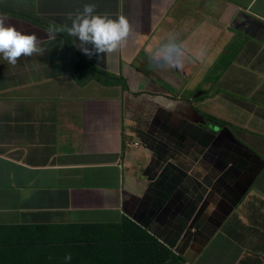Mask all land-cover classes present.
<instances>
[{"label":"crops","instance_id":"crops-1","mask_svg":"<svg viewBox=\"0 0 264 264\" xmlns=\"http://www.w3.org/2000/svg\"><path fill=\"white\" fill-rule=\"evenodd\" d=\"M29 2L31 0H26V4ZM191 2L54 0L57 17L53 21L59 27L68 29L71 26L70 14L74 17L82 11L85 3H94L96 14L113 19L122 16L130 26H140L135 28L132 36L144 35L145 41L141 48L147 51V56L159 59L158 50L162 45L187 37L188 31L201 19H206L205 25L209 27L218 22L226 23L231 17L239 20L237 15L240 11L247 12L255 19L264 18V0H199L193 5ZM240 15L243 16L242 12ZM243 34L242 42L236 43L234 52L228 55V64L235 81H232L227 70L220 73L222 70L218 69L216 82L205 87L208 89L207 94L195 101L194 112L200 116L224 119L232 127L234 137L251 154L235 146L225 136L213 140L207 138L202 130H193L191 127L183 137H173L165 127V115L161 110L166 104L162 97L165 93L140 84L152 83L151 79L174 80L176 74L170 68V63L164 62L153 68L150 79H147L139 71L151 62L129 67L126 58L125 63H116L114 69L127 86L126 91L116 86L93 88L90 106L100 111L87 116L99 117L92 120L93 130L82 134L80 138L94 145L98 162L103 167L99 171L102 181H105L102 185L112 191V199L107 203V195L100 190L79 193L73 198L72 206L89 202L98 207L93 218L97 223L118 220L121 187L126 193L125 212L133 214L156 238L169 246L179 240L182 231L180 225L168 221L172 211L182 207L198 210L210 205L207 214L213 210L220 216L229 214L242 222L254 219L259 227L243 232L239 221H230L227 235L229 240L235 241L236 246L231 248L225 241V252L220 254L199 255L187 242H183L182 252L186 253L190 261L193 264H264V25L257 28L258 43L253 40L255 36ZM63 40L75 50L73 54L77 55V59L81 57L80 63L84 65H94L100 58L106 64L116 54L114 50L103 52L102 56L95 52L88 55L80 50L81 45L74 36L63 37ZM128 46L122 49V54L129 55L134 51L132 44ZM88 47L91 49V45ZM119 57L116 54V59ZM9 76L10 70L0 65V221L2 224H16L20 220L66 217L63 213L54 214L62 199L55 193L53 184L49 183L48 175L38 176L30 187L9 168L8 159L16 157V146L11 139L5 142L4 135L12 124H34L54 115L57 105L50 96L66 92L69 84L57 83L44 89L30 85L14 86ZM140 91L146 93L145 98L136 96L135 93ZM168 107L173 108L174 105L168 104ZM139 108L152 115L144 122L146 127L154 118L157 119L156 136L160 146V156L155 158V164L146 175L137 170L139 160L143 158L138 153L141 149L125 147L126 142L133 140L139 129L144 128L141 120L145 114L141 115ZM65 110L66 107L60 105L57 118L53 120L58 127L57 141L60 142L67 137L74 141L72 134L67 135V127L79 128L81 125ZM44 123L49 127L29 131L27 138L32 143L23 150L25 155L32 151L36 136L44 132L49 140L55 135L53 124ZM213 123L216 122L209 120L207 128ZM212 141L213 145L210 146ZM173 160L180 163L174 164ZM159 167L162 169L158 170ZM239 183L243 185L242 191L235 188ZM144 192L147 206L141 209L140 199ZM165 203L166 217L160 214ZM29 206L35 211L28 209L17 212ZM82 221L85 218L80 216L72 220ZM214 246L220 252L223 249L222 240L218 239Z\"/></svg>","mask_w":264,"mask_h":264},{"label":"clouds","instance_id":"clouds-1","mask_svg":"<svg viewBox=\"0 0 264 264\" xmlns=\"http://www.w3.org/2000/svg\"><path fill=\"white\" fill-rule=\"evenodd\" d=\"M3 1L4 4L9 6V9L5 13L0 12V60L15 64L18 57H27L34 52L31 60L34 57H40L46 63L58 66L50 71L46 69L34 70L31 66H28L26 71H10L9 80L11 84L14 86L30 85L44 89L53 84L67 83L69 84V89L66 92L50 96V99L57 105L54 115L34 124L27 122L12 124L4 135L5 142L11 139L16 146V157L8 159L7 165L9 168L12 169L19 179L28 183L27 186L30 187L33 186L32 181L38 176L48 175L50 178L49 183L53 184L55 193L62 199L58 203L54 214L63 213L67 216L29 221L20 220L16 224H2V221H0V228L4 229L0 245L1 242L5 241L4 237L6 236H9L10 239L17 238L24 242L23 246L17 247V252L22 257L34 259L32 264H41L47 259L53 247L60 246L65 240L71 239L73 230L87 229L91 235H96L99 238V233L103 227L119 226L122 224L123 219H129L152 235L167 250L169 255H162L163 259H167L166 263L173 261L176 264H193L186 256V253L182 252L183 247L181 244L183 242H187L188 246L199 255L220 254L225 252V241L230 244L231 248L236 246L235 241L229 240L227 235V226L230 221H239L243 232L259 227L254 219L242 222L229 214L220 216L217 211L213 213V210L207 214L210 205L198 210L182 207L173 210L170 217H168V221L180 225L182 231L179 240L167 246L159 238H156L139 220H136L133 214L125 212L126 193L121 187L119 189L120 217L118 220L97 223L93 221V218L98 207L93 206L89 202L72 206L73 198L79 193L100 190L107 195V203L112 199V191L102 185L105 181H102L103 178L99 171L103 167L98 162L94 145L89 140L84 141L80 138L82 134H87L93 130L92 120L99 117L87 116L92 112L100 111L98 108L90 106L93 88L102 85L116 86L126 91L127 86L119 78V73L114 72L116 63L120 61L125 63L127 58V65L135 67L148 61L147 59L136 61L145 41L144 35L132 36V32L135 29H132L126 18L118 16L113 19L106 15L96 14L94 12L95 4L85 3L82 11L77 12L74 17L70 14L71 26L67 30L69 37L72 35L79 41L80 50L85 54L91 55L92 52H95L97 54L100 53L102 56L103 52L110 53L116 50L115 53L120 57L116 59L115 54V57L106 64L102 63L100 58L94 65H84L80 63L81 57L77 59V55L73 54L75 50L64 42V36H55L54 32H51L52 34L48 38L38 41L34 34L20 32V25L22 27L29 25V23L20 20L21 17L19 16H23L25 13L29 20H32L34 15L38 16L39 19L46 18L47 21L49 18H53V16L49 17L47 15L48 9L57 12L55 4L50 3V0H31L27 4L26 0ZM198 1L192 0L191 5L196 4ZM241 12L243 16L240 15ZM246 13L240 11L237 15L239 20L231 17L226 23L218 22L210 24L209 27L205 25L207 24L206 19H201L199 23L188 31L187 37L162 45L158 50L159 59L146 55L147 58H150L148 62L151 63L148 67H143L144 69L140 70L139 73L147 79H150L152 69L163 65L164 62L170 63V68L176 74L174 80L170 81L151 79L152 83L140 82L146 88H156L165 93L162 97L165 99L166 104L163 105L161 110L165 115V127L173 137H183L187 129L191 127L193 130H202L205 135L213 140L225 136L235 146L246 150V147L234 137L231 131H227V135L220 136L223 128L230 125L220 123L216 120V117L209 115L200 116L194 112L195 101L207 94L208 89L205 87L212 86L216 82L215 76L219 73L218 69L222 70L220 73L227 70L231 75L232 81H235L231 67L228 64V55L234 52V45L244 39L243 32L250 36H255L253 40L258 43L257 28L261 24L264 25V18L260 20L257 18V20ZM137 27L141 28L140 26ZM133 37L141 41L138 47H136L138 43L134 44L131 40ZM43 43L45 44L37 47V44ZM54 43L56 44L55 50H59L62 54L54 52ZM130 44L134 46V51L129 55L122 54V49ZM88 45H91V49ZM65 51L68 54H65ZM13 66L11 65L7 69L11 70ZM101 75L109 76L110 78L107 81H102L98 78ZM191 75H195V78L188 81V76ZM28 77L36 78L40 83L26 84ZM49 79L51 80L50 82H48ZM220 90L224 91V89ZM135 94L142 98H145L146 95L144 91L136 92ZM168 104H173L174 107L170 108ZM60 105L66 107L65 113L81 123L79 128L73 127L69 129L67 127V135L72 134L74 141L69 140L70 138L68 137L62 142L57 141V136H59L58 127L53 120L57 118ZM138 112H141V115L145 114L141 120L143 124L152 117L146 110L139 108ZM209 120H213L216 123L209 125V128H207L206 124ZM44 122L53 124L55 135L49 140H47L44 132L42 135L36 136L33 152L30 151L25 155L23 150L28 144L32 143L27 138L29 131L33 128L49 127ZM156 125L157 119L154 118L148 127L144 124V128L139 129L138 135L135 136L136 139L134 138L125 144L128 149H141L138 153L142 154L143 158L139 160L137 170L145 175L155 164V158L160 156ZM150 133L152 134L150 135ZM248 152L251 154L250 151ZM187 154L191 155V153ZM173 161H175L174 164L180 163L178 160ZM161 169L162 167L158 168V170ZM166 172L164 173L166 174ZM242 187L241 183L235 185V188L240 191L243 190H241ZM145 201L144 192L140 199L141 207L139 208L145 209L147 206ZM28 209L32 212L35 211L34 208L29 206L17 212ZM70 213L71 216H68ZM160 214L164 217L168 216L167 203L161 207ZM77 216L84 217L85 221L72 222L73 218ZM85 226L89 227L85 228ZM23 233H27L28 237H21ZM237 235L240 236V233H237ZM218 239L223 242V249L220 252L214 246ZM69 245L70 252L77 254L79 251L86 252L90 248L91 243L83 236H77L70 240ZM38 247H40V252L35 256L31 249ZM117 255H121V250L112 257ZM64 260H71V256L65 255Z\"/></svg>","mask_w":264,"mask_h":264},{"label":"trees","instance_id":"trees-1","mask_svg":"<svg viewBox=\"0 0 264 264\" xmlns=\"http://www.w3.org/2000/svg\"><path fill=\"white\" fill-rule=\"evenodd\" d=\"M50 3L54 4V0H50ZM8 9L9 6L0 0V12L5 13ZM47 15L53 16V18H49L47 21L46 18L39 19L38 16L34 15L33 19L29 20L26 13L19 16L22 22L29 23L23 27L20 25V32L34 34L38 41L48 38L52 34L51 32H54L55 36L56 34L62 35L63 32L59 29L63 28L53 21L57 17V12L48 9ZM44 44H37V47ZM32 54L27 57H18L15 64H9L5 60L1 66L14 65L10 70L11 72L26 71L27 67L31 66V62L35 63L39 59V57H34L31 60ZM88 227L85 226V228ZM3 230L0 228V241H2ZM77 236H83L91 243V246L84 253L79 251L77 254H72L69 242ZM21 237L27 238L28 234L23 233ZM71 239L65 240L60 246L53 247L47 259L41 264H176L173 261L166 263L167 259H163L162 255L168 256L167 250L152 235L129 219H123L119 226L103 227L99 233V238L96 235H91L87 229H76L73 230ZM4 240L0 245V264H32L34 259L22 257L17 252V247L23 246L24 242L17 238L10 239L9 236L4 237ZM120 250L121 255L112 257ZM31 251L37 256L40 247L31 249ZM65 255H70L71 260L65 261Z\"/></svg>","mask_w":264,"mask_h":264},{"label":"rangeland","instance_id":"rangeland-1","mask_svg":"<svg viewBox=\"0 0 264 264\" xmlns=\"http://www.w3.org/2000/svg\"><path fill=\"white\" fill-rule=\"evenodd\" d=\"M5 24V23H4ZM136 28V26H133L132 27V29L134 30ZM68 29H59V31H61V32H63L62 33V35L61 36H64V37H67V38H69V33H68V31H67ZM132 41H133V43L135 44V43H138V45L136 46V47H138L140 44H141V41L138 39V38H135V37H133L132 39H131ZM54 52H56V54H59V53H61L59 50L57 51V50H55L56 48V44L54 43ZM146 50L145 49H142L141 51H140V53H139V55L137 56V58H136V61L137 60H143V59H147L148 61H150V58H147L146 57ZM65 54H68V52L67 51H65L64 52ZM62 54V53H61ZM3 63H5V60H0V65H2ZM9 66H5V68H8ZM54 67H58V66H55L54 64H49V63H46L45 61H43V59L42 58H40L39 57V59H37L36 60V62L35 63H31V68H33L34 70H40V69H46V70H52V69H54ZM100 80H102V81H107L110 77L109 76H103V75H101V76H99L98 77ZM195 78V75H191V76H188V81H191V80H193ZM51 80L49 79V81L48 82H50ZM26 84H39L40 83V81L39 80H37L36 78H33V77H28L27 79H26V82H25ZM216 120L217 121H219L220 123H223L224 125H229V124H227L226 123V121L224 120V119H219V118H216ZM232 127L231 126H228V127H224L223 128V130L221 131V135H227L228 134V132L227 131H231L232 132V129H231ZM31 152H33V151H31Z\"/></svg>","mask_w":264,"mask_h":264},{"label":"water","instance_id":"water-1","mask_svg":"<svg viewBox=\"0 0 264 264\" xmlns=\"http://www.w3.org/2000/svg\"><path fill=\"white\" fill-rule=\"evenodd\" d=\"M207 138H209V136H207V135H205ZM220 136H222L221 135V133H220ZM210 146H212L213 145V141L212 142H210V144H209Z\"/></svg>","mask_w":264,"mask_h":264},{"label":"bare ground","instance_id":"bare-ground-1","mask_svg":"<svg viewBox=\"0 0 264 264\" xmlns=\"http://www.w3.org/2000/svg\"><path fill=\"white\" fill-rule=\"evenodd\" d=\"M127 143V142H126Z\"/></svg>","mask_w":264,"mask_h":264}]
</instances>
